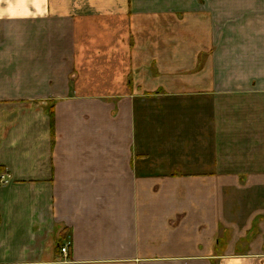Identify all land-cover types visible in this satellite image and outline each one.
Returning a JSON list of instances; mask_svg holds the SVG:
<instances>
[{
    "label": "crops",
    "instance_id": "1",
    "mask_svg": "<svg viewBox=\"0 0 264 264\" xmlns=\"http://www.w3.org/2000/svg\"><path fill=\"white\" fill-rule=\"evenodd\" d=\"M0 264H264V0H0Z\"/></svg>",
    "mask_w": 264,
    "mask_h": 264
},
{
    "label": "built area",
    "instance_id": "2",
    "mask_svg": "<svg viewBox=\"0 0 264 264\" xmlns=\"http://www.w3.org/2000/svg\"><path fill=\"white\" fill-rule=\"evenodd\" d=\"M5 178L3 177V180H4ZM68 248H69V245H66L64 248H62L61 249V252L63 253V254H68Z\"/></svg>",
    "mask_w": 264,
    "mask_h": 264
}]
</instances>
